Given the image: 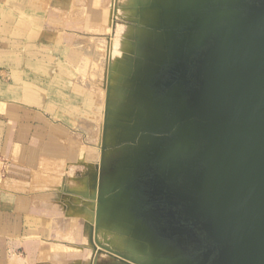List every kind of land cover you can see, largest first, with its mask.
<instances>
[{"label":"rangeland","instance_id":"obj_1","mask_svg":"<svg viewBox=\"0 0 264 264\" xmlns=\"http://www.w3.org/2000/svg\"><path fill=\"white\" fill-rule=\"evenodd\" d=\"M163 1L92 0L88 14L90 21L100 16L99 36L91 27L88 42L74 45L87 53L84 79L98 105L83 140L96 151L88 191L80 194L89 264L100 255L121 264H216L222 250L205 228L209 219L191 217L183 197L193 195V175L206 166L192 92L214 43L210 27L262 0Z\"/></svg>","mask_w":264,"mask_h":264},{"label":"crops","instance_id":"obj_2","mask_svg":"<svg viewBox=\"0 0 264 264\" xmlns=\"http://www.w3.org/2000/svg\"><path fill=\"white\" fill-rule=\"evenodd\" d=\"M90 1L0 0V264H89Z\"/></svg>","mask_w":264,"mask_h":264},{"label":"water","instance_id":"obj_3","mask_svg":"<svg viewBox=\"0 0 264 264\" xmlns=\"http://www.w3.org/2000/svg\"><path fill=\"white\" fill-rule=\"evenodd\" d=\"M230 19L242 29L226 33ZM210 31L214 43L192 92L206 166L193 175V195L183 197L190 216L209 219L205 228L222 244L216 264H264V0Z\"/></svg>","mask_w":264,"mask_h":264},{"label":"bare ground","instance_id":"obj_4","mask_svg":"<svg viewBox=\"0 0 264 264\" xmlns=\"http://www.w3.org/2000/svg\"><path fill=\"white\" fill-rule=\"evenodd\" d=\"M163 1V0H162ZM167 2V0H164L163 1V4H164V2ZM169 1V0H168ZM171 1H174V0H171ZM183 1V0H182ZM186 0H184V2H185ZM198 0H187L186 2H188V3H195V2H197ZM175 2H176V0H175ZM185 2V3H186ZM162 3V2H161ZM172 3V2H171ZM221 3V2H220ZM175 4V3H174ZM174 4H173V6H174ZM166 5H171L170 4V1H169V4H165V6L164 5H162V7H167ZM170 7V6H169ZM168 7V8H169ZM167 8V9H168ZM171 8V7H170ZM169 20V19H168ZM242 24L239 22V21H237V22H235L233 19H230L229 21H228V23H227V25H225V26H222L223 27V30H225V32L226 33H231L232 31H239V30H241L242 28V26H241ZM213 51V50H212ZM211 51V52H212ZM194 107V106H193ZM169 108V107H168ZM154 130V129H153ZM157 130V129H156ZM201 135V134H200ZM202 140V139H201ZM157 143V142H156ZM203 149V148H202ZM159 151V150H158ZM196 168V167H195ZM194 168V169H195ZM192 174V173H191ZM113 206V205H112ZM111 210V209H110ZM116 210V209H115ZM119 210H117V212H118ZM122 211H124V210H121V213H120V211H119V213L118 214H122ZM116 212V213H117ZM126 211H124V213H125ZM115 215V214H114ZM126 217H127V219L129 218L128 216H127V214L125 215ZM120 217H122V216H120ZM119 217V218H120ZM124 217V216H123ZM126 218H125V220H127ZM148 237V236H147ZM149 239H150V237H148ZM151 240H153V239H151ZM155 240V239H154ZM153 240V241H154ZM151 242V241H150ZM152 243V242H151ZM150 245V244H149ZM157 247H158V250L161 252L162 251V248H160L159 246H158V242H157V245H156ZM153 247H155V244H153ZM157 249V248H156ZM166 250V249H165ZM164 250V251H165ZM154 251V250H153ZM158 251V252H159ZM164 251H163V253H164ZM167 251V250H166ZM169 251V250H168ZM172 251V250H171ZM168 253V252H167ZM170 253V252H169ZM173 253H175V252H173ZM181 260V259H180ZM174 262V261H173ZM155 263H157V262H155Z\"/></svg>","mask_w":264,"mask_h":264}]
</instances>
